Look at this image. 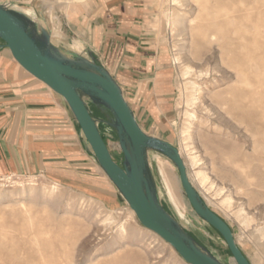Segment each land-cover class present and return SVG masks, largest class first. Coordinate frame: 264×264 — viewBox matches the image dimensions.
<instances>
[{"label":"rangeland","instance_id":"rangeland-1","mask_svg":"<svg viewBox=\"0 0 264 264\" xmlns=\"http://www.w3.org/2000/svg\"><path fill=\"white\" fill-rule=\"evenodd\" d=\"M180 1H158V30L175 88L171 140L182 152L192 184L210 209L230 226L249 262L264 264V0H219L224 31L237 28L242 37L227 51L248 48L238 62L222 58L218 46L204 49L191 39L196 24L189 20L196 16L197 3ZM183 14V23L172 32L168 16L180 20ZM204 20L205 16L200 17L197 24ZM176 54L182 59L180 64L174 62ZM184 64L192 68L186 76ZM251 95L252 104L245 100ZM90 106L95 116L109 117ZM107 144L115 160L122 163L118 140H107ZM161 162L166 161L151 155L162 200L177 213L162 180L167 182ZM169 167L178 186L182 209L176 204L186 227L224 264H236L232 256L220 253L225 250L224 240L196 216L178 172ZM26 179L15 178L0 186V191L52 183L43 177ZM61 188V197L45 196L38 187L35 197L25 200L24 205L19 202L23 199L15 197L0 202V264H187L164 240L142 230L118 192L111 203L77 188ZM121 224L133 236L121 239ZM123 243L128 246L123 248Z\"/></svg>","mask_w":264,"mask_h":264},{"label":"crops","instance_id":"crops-1","mask_svg":"<svg viewBox=\"0 0 264 264\" xmlns=\"http://www.w3.org/2000/svg\"><path fill=\"white\" fill-rule=\"evenodd\" d=\"M158 1L0 0V4L46 18L57 43L79 53L92 52L121 86L142 129L176 146L171 140L175 88L158 30ZM101 130L106 141L118 140L108 126ZM0 176L28 178L25 181L43 177L52 183L37 185L39 189L56 188L57 197L63 195L61 186L111 203L118 197L86 149L65 100L28 73L6 47L0 48Z\"/></svg>","mask_w":264,"mask_h":264},{"label":"water","instance_id":"water-1","mask_svg":"<svg viewBox=\"0 0 264 264\" xmlns=\"http://www.w3.org/2000/svg\"><path fill=\"white\" fill-rule=\"evenodd\" d=\"M0 41L32 76L61 96L94 161L134 212L141 225L174 248L187 264H224L200 244L179 215L163 203L151 155L169 161L196 216L218 232L236 264H251L238 247L230 226L210 209L192 184L181 151L147 134L112 74L88 51L79 53L57 43L46 18H34L0 4ZM109 115L97 117L91 108ZM117 136L122 163L115 160L101 126Z\"/></svg>","mask_w":264,"mask_h":264},{"label":"bare ground","instance_id":"bare-ground-1","mask_svg":"<svg viewBox=\"0 0 264 264\" xmlns=\"http://www.w3.org/2000/svg\"><path fill=\"white\" fill-rule=\"evenodd\" d=\"M172 2L174 4H178L181 1L180 0H172ZM195 2L197 3V13H196V16L194 18H191L189 20V23L191 25H193V24L195 25L196 24V26L191 31V37H192L191 39H193V41L194 40H197L198 46L201 47V48H204V49H208V48H212V47L218 46L217 49L220 51V53L222 55V58H224V59L226 58L227 60H231L233 62H238L239 61L238 57L241 56L242 53L245 54V51H248V48H244V49L239 48V49H235L234 51H231V52L230 51H227V49L230 46H233L235 44H238V42L242 39V37L240 36L241 34L239 33V30L237 28L234 29V30H232V32H229V33H226L224 31V24L225 23H223L222 20H221V11H220V8H218L219 0H204V1H202V0H195ZM192 8L193 7L191 6V9ZM202 16H205L204 23L198 25L197 24V20L200 17H202ZM184 17H186V14H183L182 15V18L180 20L173 19V18L171 19V16L170 15L168 16V18H170L169 21H170V27L172 28V32H175L176 33V31H178V27H179V25H181L183 23ZM233 22L235 23L234 20H233ZM246 55H248V53ZM181 60L182 59H181V57H180L179 54H176L174 56V62H175V64H180L181 63ZM184 65L185 66H182V69H183L184 76H186V75L189 74V70H191L192 68H191V66H186V64H184ZM249 69L251 70V68H249ZM238 71H239V69H238ZM237 77H238L237 78L238 79L237 81L240 82V80H239V77H241L240 74L237 73ZM245 100L248 101L250 104H252L254 102V98H252V95H251V97L249 96ZM190 101H191V99H190ZM190 117H192V116H190ZM187 130H186V132H187ZM154 156L156 158H160V159L166 161V162H161L160 168L162 170V173L165 175L167 182L165 181V179H163L161 173H160V175L162 177V180H163L165 189L167 191V194H168V196H169L172 204L174 205V207H175V209H176L179 217L181 218V220H183L184 219V216L181 214L180 209L178 207V205L180 206V204H182V202H181V199H180L179 194H178V192H179L178 191V188H177L178 186L174 182V178H173V176L171 174V171H170L171 168L169 167V164L172 166V168H174V166L169 161H167L166 159L160 157L159 155L154 154ZM202 178H204V177H202ZM31 180H34L35 181V179H31ZM16 185H17V182H16ZM168 185H169V188H170L171 191L168 190L169 189L168 188ZM18 187L19 188L17 190H11V191H5L4 190V191H0V202H2V200H4L6 197H9V198H12V199H13V197H15V198H18L20 200L23 199V200H21L19 202H20V205H24L26 203L25 200L34 198L35 195L37 194V191H38V186L37 185H33V184L32 185L31 184H28V185H26L24 187L20 185ZM43 192H44V195L45 196L53 197V196L56 195V188H49V189L48 188H44L43 189ZM21 208H23V207H21ZM180 208H181V206H180ZM133 214H134V212H133ZM125 225H126V223H125ZM125 225L124 224H121L118 227V234H119L118 236H120L121 239H123V240H125L129 236H133V235L129 234L128 228ZM146 230H148V229H146ZM148 231H150V230H148ZM150 232H152V231H150ZM152 233H154V232H152ZM134 237H135V235H134ZM134 237H132V238H134ZM164 243H166V242L164 241ZM166 244H168V243H166ZM122 246H123V248H126L128 246V244H126V243L124 244L123 243Z\"/></svg>","mask_w":264,"mask_h":264},{"label":"trees","instance_id":"trees-1","mask_svg":"<svg viewBox=\"0 0 264 264\" xmlns=\"http://www.w3.org/2000/svg\"><path fill=\"white\" fill-rule=\"evenodd\" d=\"M163 203H164V206H165V208L168 210V211H170L171 213H173L174 214V212L171 210V208L169 207V205L167 204V203H165V201H163ZM209 227V226H208ZM210 228V227H209ZM191 233V235L200 243V244H202V245H204L214 256H216L217 258H219L212 250H211V248H209L207 245H205L204 243H202L199 239H198V237L194 234V233H192V232H190ZM217 235L219 236V238H221L222 240H223V238L221 237V235L217 232ZM226 253L227 255H229V256H232L231 255V252L227 249V250H220V253ZM221 260V259H220Z\"/></svg>","mask_w":264,"mask_h":264},{"label":"built area","instance_id":"built-area-1","mask_svg":"<svg viewBox=\"0 0 264 264\" xmlns=\"http://www.w3.org/2000/svg\"><path fill=\"white\" fill-rule=\"evenodd\" d=\"M16 177H2L0 176V186H5L6 184H9L11 181H13Z\"/></svg>","mask_w":264,"mask_h":264}]
</instances>
